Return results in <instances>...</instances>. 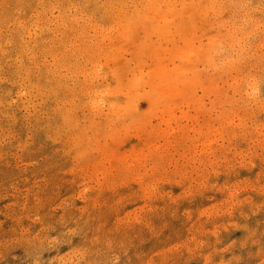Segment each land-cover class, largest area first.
<instances>
[{"label": "rangeland", "instance_id": "rangeland-1", "mask_svg": "<svg viewBox=\"0 0 264 264\" xmlns=\"http://www.w3.org/2000/svg\"><path fill=\"white\" fill-rule=\"evenodd\" d=\"M0 264H264V0H0Z\"/></svg>", "mask_w": 264, "mask_h": 264}, {"label": "bare ground", "instance_id": "bare-ground-1", "mask_svg": "<svg viewBox=\"0 0 264 264\" xmlns=\"http://www.w3.org/2000/svg\"><path fill=\"white\" fill-rule=\"evenodd\" d=\"M150 1H151V0H150ZM102 3H103V2H102ZM107 3H108V2H107ZM86 4H87V2H86ZM121 4H122V3H121ZM96 5H98V4H96ZM96 5H95V6H96ZM95 6H94V7H95ZM102 6H103V5H102ZM97 7H99V6H97ZM103 7H105V6H103ZM108 7H109V6H108ZM105 8H106V7H105ZM103 9H104V8H103ZM106 9H107V8H106ZM108 10H109V9H108ZM111 10H112V9H111ZM111 20H112V19H111ZM182 26H183V25H182ZM165 38H166V37H165ZM161 72H162V71H161ZM163 76H164V74H163ZM161 77H162V74H161ZM165 81H166V79H165ZM168 85H169V84H168ZM162 91H163V90H162ZM159 94H160V93H159ZM155 96H156V95H155Z\"/></svg>", "mask_w": 264, "mask_h": 264}]
</instances>
